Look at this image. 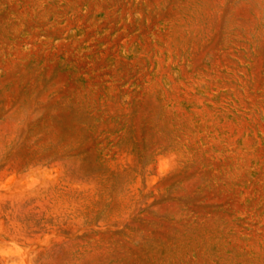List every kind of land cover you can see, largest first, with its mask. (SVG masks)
I'll list each match as a JSON object with an SVG mask.
<instances>
[{
	"label": "rangeland",
	"instance_id": "1",
	"mask_svg": "<svg viewBox=\"0 0 264 264\" xmlns=\"http://www.w3.org/2000/svg\"><path fill=\"white\" fill-rule=\"evenodd\" d=\"M0 264H264V0H0Z\"/></svg>",
	"mask_w": 264,
	"mask_h": 264
}]
</instances>
